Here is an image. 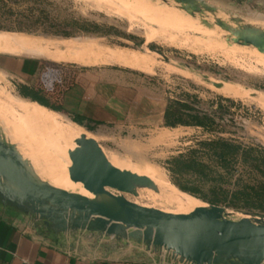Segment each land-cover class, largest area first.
Returning a JSON list of instances; mask_svg holds the SVG:
<instances>
[{
  "label": "rangeland",
  "instance_id": "374dc122",
  "mask_svg": "<svg viewBox=\"0 0 264 264\" xmlns=\"http://www.w3.org/2000/svg\"><path fill=\"white\" fill-rule=\"evenodd\" d=\"M148 1L182 12L171 0ZM204 1L217 9L215 17L228 23L232 17H239L248 23L264 25V15L258 13L255 16L254 12L257 9L254 7L251 11L245 9L241 3H235L232 0ZM121 6L117 0H5L4 11L6 13L2 15L0 12V21L5 20L13 26L20 23L21 27H27L31 33L10 34L33 38H52L55 37L52 33L59 31L75 33V23L79 25H98L103 33L100 37L108 38L101 41V44L120 47L122 48L120 50H127L126 52L130 51L138 55L143 53L142 55L149 57L154 66L147 74L155 75V78L165 86L169 101L180 100L186 102L197 111L214 119L215 125L212 130L194 127L168 129L165 132L164 141H161L159 145L129 144L131 149L128 148L125 151L114 149L111 146L102 145L103 147H101L104 153L116 156L119 160V166L122 167L121 170L123 168L128 169L127 171L131 170L136 174L138 171L142 172L147 165L146 167H151L162 182L172 190L170 196L149 193L146 189L139 190L136 197L124 195L127 200L146 207L151 205L157 209L178 210L180 207L186 206V200L189 196L180 193L172 185L167 164L169 160L179 155H186L192 150H199V143L212 141L216 138L226 139L243 147L264 150V107H261L262 104L260 103L262 95L264 98V55L258 53L252 47H242L227 41L226 33L218 27L210 29L200 24L199 20L202 18L210 23L214 22V17L209 13H206L203 17L196 15L199 22L194 20L198 24V28L195 29V27H175L154 23L139 16L129 8ZM9 11L11 12L10 15L7 14ZM216 29L221 32V35L217 39L209 38L211 33L207 31H216ZM0 33L3 32L0 31ZM148 33L155 34L158 38L154 41H147L145 35L147 36ZM200 34L207 36L210 43H204L198 48H189L179 43L182 39L190 38V42L194 41L195 45H201L205 40L199 38L198 41L194 38L201 37ZM40 43L42 44V42ZM150 48L158 50L168 58V61H164L158 55L151 53ZM25 50L30 49H22L17 53ZM107 56L109 57V52ZM106 63L112 62L108 60ZM205 76L208 77V81L204 79ZM15 81L0 74V132L6 140L10 138V141L7 140L9 143L13 142L11 144L18 146V140L20 139H17V136L20 138L21 135L14 132L16 129L13 126L9 128L8 125L2 124V121L10 122L11 125L17 123L18 111L15 110L14 113V110H12L15 105L14 102L19 98L36 102L42 106L45 105L42 103L44 101L40 98V95L36 97V94H34L33 100L22 97L18 86L14 83ZM211 82L225 83L228 88L216 89L211 85ZM244 88L257 92L245 90ZM53 115L58 125L65 131L71 130L75 138L84 134L88 138H93L96 142L99 140L96 135L90 134L83 128L71 123L66 117L56 113H53ZM2 126L5 127L7 133H4V130H2L4 127ZM27 141L38 165L44 170L45 174L42 180L54 183L48 175L39 154L33 148L31 140L27 139ZM247 181H249V177ZM227 189L233 191L237 188L230 186ZM79 192H82V190ZM203 204L208 205L207 203ZM224 216L232 221L243 218L264 219V215L261 214L230 208H225ZM39 226L41 227L40 224ZM83 234L81 232V238H83ZM102 238L104 240L109 239ZM128 243L139 249L140 252L147 249L143 245ZM153 249V253L159 257L161 255L160 249Z\"/></svg>",
  "mask_w": 264,
  "mask_h": 264
},
{
  "label": "crops",
  "instance_id": "0c3cea01",
  "mask_svg": "<svg viewBox=\"0 0 264 264\" xmlns=\"http://www.w3.org/2000/svg\"><path fill=\"white\" fill-rule=\"evenodd\" d=\"M232 1L264 15V0ZM94 35L30 37L35 44L30 50L0 53V74L16 80L18 89L40 95L48 108L34 103L96 135L101 147L125 151L129 144L159 145L171 129L164 127L169 97L155 75L147 74L153 62L143 53L101 44L108 38ZM115 56L139 64L119 65ZM41 227L0 201V264H163L130 243L88 233L56 236Z\"/></svg>",
  "mask_w": 264,
  "mask_h": 264
},
{
  "label": "water",
  "instance_id": "95a60500",
  "mask_svg": "<svg viewBox=\"0 0 264 264\" xmlns=\"http://www.w3.org/2000/svg\"><path fill=\"white\" fill-rule=\"evenodd\" d=\"M171 1L192 18L211 14L213 23L202 18L200 24L210 29L218 27L226 33L227 41L252 47L264 55L263 27L239 17H232L229 23L221 20L215 17L217 9L204 0ZM149 51L168 61L158 50ZM204 79L209 80L206 76ZM223 84L211 82L216 89H221ZM79 146L72 160L70 178L81 181L91 193L103 199L78 197L43 181L0 132L2 204L34 218L56 236L77 232L99 235L148 249H164L191 264H264V219L232 221L224 216L225 208L209 204L187 215L138 205L124 195L136 197L143 189L157 193L154 182L114 167L94 139L83 137Z\"/></svg>",
  "mask_w": 264,
  "mask_h": 264
},
{
  "label": "trees",
  "instance_id": "16d2710c",
  "mask_svg": "<svg viewBox=\"0 0 264 264\" xmlns=\"http://www.w3.org/2000/svg\"><path fill=\"white\" fill-rule=\"evenodd\" d=\"M4 1L0 0L2 15L6 13ZM7 14L10 15L11 12ZM17 24L19 25L13 26L5 20L0 21V31L31 33L27 27ZM74 26L75 33L59 31L52 35L71 37L79 32L103 34L98 25L75 23ZM19 93L22 97L33 100L32 92L25 88H20ZM214 125L215 121L212 117L197 111L190 104L180 100L168 102L164 127L212 130ZM198 147L199 150H192L186 155H179L168 161L172 184L209 205L264 215V150L243 147L222 138L201 142ZM248 177L249 181H247ZM230 186L237 189L229 191L227 187Z\"/></svg>",
  "mask_w": 264,
  "mask_h": 264
},
{
  "label": "bare ground",
  "instance_id": "6f19581e",
  "mask_svg": "<svg viewBox=\"0 0 264 264\" xmlns=\"http://www.w3.org/2000/svg\"><path fill=\"white\" fill-rule=\"evenodd\" d=\"M117 1L122 6H124V8L125 7L129 8L130 10L134 11L139 16H141V17H143V18H145L151 22L166 25V26H175V27L187 26V27H195V29L198 28L197 27L198 24L195 22V21L199 22L198 19L192 18L187 14H184L182 12H178L177 10L168 9V8L160 6L158 4H154L152 2H149L148 0L147 1L117 0ZM256 25H259V26L264 28V25H262V24H256ZM148 31L150 32V30H148ZM151 32H152V30H151ZM207 32L211 33V35L209 37L211 39H217V37L219 35H221V32L218 29H216V31H207ZM200 35H201V37H197V38L194 37V38L198 39V41H199V38L201 40H205V41H203V44H201V45H197V44L195 45V43H193L194 41L193 42L191 41L192 42L191 43L190 38L182 39L181 41H179V43L181 45L189 47V48H198V47L204 45V43H210L209 38H207V36L202 35V34H200ZM156 36L157 35H155V34H149V33L147 34V36L145 35L147 41L156 40L158 38ZM202 37H204V38H202ZM220 45H218V46H220ZM15 46L22 48V49H30V48H33L35 46V44L30 39V37H26V36L23 37L20 35L9 34V33H5V32L0 33V53H2V52L16 53ZM134 58H136L135 55L132 59H134ZM76 59H79V58H76ZM128 59L124 56L113 57V61L118 62L119 65L121 63L122 65L136 67L137 64H139V63L136 64L133 61L128 60ZM55 60H57V59H55ZM79 61H81V60H79ZM79 61L77 60V62H79ZM141 62H143V61L141 60ZM144 63H146V62H143V65H144ZM140 65H141V63H140ZM222 88H224V87H222ZM220 90H218V91H220ZM258 98H260V96H258ZM256 101H258V100H256ZM260 101H261L260 103L262 104L261 107L262 106L264 107L263 95L260 98ZM14 103H15V105H14L12 110H14V113H15V110L18 111V115L16 116L17 123H13L11 125L10 122L6 123V121H2V119H1V121H2V124L6 125V126L8 125L9 128L10 127L12 128V126H13L16 129V131L14 130V132H18V134L21 135L20 138L17 136V139H20L21 141L18 140L19 144H18V146H16V148L18 149L19 153L24 158V160L27 161V163L32 168V170L38 175V177L40 179H42L44 177L45 173H44V170H42L40 168V166L38 165L36 158H35L34 154L32 153V150L28 144L27 139L31 140V144H32L33 148L35 149V151L39 154L41 160L43 161L44 167H45L48 175L51 177L52 181L55 183L54 184L52 182H48L50 185H52L53 187L58 188L60 190L66 191L72 195H75L78 197H83V198H86L89 200L95 201V200L103 199L102 196L94 195L93 193H91L87 188H85L84 183H82L81 181H73L69 175V172L72 171V169L74 167V163L72 160L80 148L79 141L83 137H86V135L81 134L80 136L75 138L74 135L72 134L71 130L65 131V129H63L62 127H60L58 125L56 118H54L55 114L54 115H53V113L51 114L50 112L45 110V108L37 105L36 103L25 101V100H22L19 98ZM2 127H4V126H2ZM2 130H4V133H7V132H5V127ZM14 132H13V136H14ZM8 134H7V136H9ZM11 134H12V132H11ZM86 138H88V137H86ZM9 139H7V140H9ZM88 139H93V138H88ZM10 143H13V142H10ZM14 144H15V142H14ZM134 150H135V148H134ZM104 154H105L106 158L108 159V161L114 167L121 170L122 167L119 166L120 165L119 160L116 158V156H113V154H112V156H110V155L106 154V152ZM146 166L143 168L144 170L142 172L138 171V173L136 172V174H138L140 176H145V177L149 178L150 180H152L154 182L156 188H157L158 194H163L164 196H170L172 194L171 188H169L168 186H166L164 184V182H162V180L159 178L157 173L151 167H146ZM127 167H131V166H127ZM132 168H134V167H132ZM127 170L128 169H124L123 171H127ZM129 171L132 173L134 172L131 170H129ZM68 188H70V190H68ZM80 190H82V192H79ZM146 191H148L149 193H155V192L150 191V190H146ZM151 207L154 208L153 206H151ZM204 207H206L205 204L197 201L196 199H194L192 197H189L186 200V206L182 207V208L180 207L178 210H172V209H158V210L163 211L165 213H170V214L187 215V214H189V213H191V212H193L199 208L202 209ZM155 209H157V208H155ZM243 219H245V218H243Z\"/></svg>",
  "mask_w": 264,
  "mask_h": 264
},
{
  "label": "built area",
  "instance_id": "2783aa9c",
  "mask_svg": "<svg viewBox=\"0 0 264 264\" xmlns=\"http://www.w3.org/2000/svg\"><path fill=\"white\" fill-rule=\"evenodd\" d=\"M139 250V249H138ZM140 251V250H139ZM154 249H146V251H141V253L145 254L147 257L151 259H158L159 262L163 264H191L185 260H182L181 258L173 255L171 252L166 251L164 249H160L161 255L157 257L154 253Z\"/></svg>",
  "mask_w": 264,
  "mask_h": 264
}]
</instances>
